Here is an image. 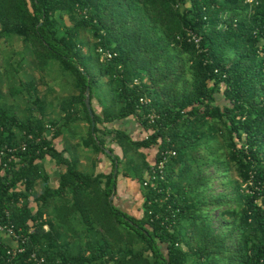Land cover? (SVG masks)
Segmentation results:
<instances>
[{"label":"trees","instance_id":"obj_1","mask_svg":"<svg viewBox=\"0 0 264 264\" xmlns=\"http://www.w3.org/2000/svg\"><path fill=\"white\" fill-rule=\"evenodd\" d=\"M14 36L36 70L57 62L77 92L60 102L63 122L0 106V149L17 148L0 159V214L26 239L13 258L15 241L0 239V264H39L32 252L42 264H264V0H0V40ZM102 79L106 104L103 113L92 105L93 127L86 89L92 103ZM79 110L89 122L82 144L95 155L88 171L55 145ZM129 116L143 139L99 126ZM152 148L153 162L142 151ZM168 149L166 179L145 186ZM101 154L108 172H96ZM46 159L60 170L54 187ZM121 168L140 183L141 216L115 203Z\"/></svg>","mask_w":264,"mask_h":264},{"label":"rangeland","instance_id":"obj_2","mask_svg":"<svg viewBox=\"0 0 264 264\" xmlns=\"http://www.w3.org/2000/svg\"><path fill=\"white\" fill-rule=\"evenodd\" d=\"M82 38L84 50L92 49L93 39L91 33L89 31L83 32ZM100 83L99 86L94 87L96 92L92 103L96 112L103 113L106 104L104 98L107 96L108 85L104 79ZM76 92L77 87L73 76L65 74L57 62H52L46 71L36 70L33 57L25 48L21 38L14 36L11 40H0V106L10 108L20 117H26L30 114L40 116L44 112L47 120L52 119V114V116L55 115L53 118L56 117L54 119H59L63 122L66 119H64V114L63 116L61 115L63 111L60 110V102L62 99L71 97ZM37 97L41 98L40 102L36 99ZM101 99H103V103H101ZM217 102L221 105L226 102L222 92L217 94ZM40 104L45 106L43 111L39 109ZM81 122H85L87 124L86 127L89 125L87 120ZM109 139L110 137L107 138V141ZM109 144L108 141L107 145ZM89 157L87 155L84 159L86 163H89ZM135 158L140 159L137 155ZM232 173L236 174L235 171ZM130 183V185L134 186V189H141L137 179L130 177ZM41 187L42 184H40L37 191L41 192ZM214 187H216V183H214ZM221 190L222 188H217V191ZM138 194L140 196V204L135 211L141 216L143 215V199L140 191ZM218 214L219 210L213 212L214 216Z\"/></svg>","mask_w":264,"mask_h":264},{"label":"crops","instance_id":"obj_3","mask_svg":"<svg viewBox=\"0 0 264 264\" xmlns=\"http://www.w3.org/2000/svg\"><path fill=\"white\" fill-rule=\"evenodd\" d=\"M63 114L65 119L66 114L62 112L61 115L63 116ZM53 116L51 114L52 118ZM81 121H86L83 118L82 111L79 112L77 119L69 122V125L65 129L64 133L61 134L55 141V145L60 150L68 149V152H66L65 155H69V150L72 153L73 152L77 153L81 162L82 169L88 171L92 168V162L95 158V155L90 149L85 148L82 144V138L86 136L88 133V126L86 127L87 124ZM100 127L101 128L108 127L111 129L114 128L122 129L127 131L134 139H139V140L144 138L143 136L146 135V132L143 130V127L140 125V123L137 121V119L134 116H129L128 118L125 119H117L111 123L106 122L104 124H101ZM111 146L114 148L115 154L119 155L122 158L123 157L122 148L116 143H111ZM142 151L145 153L148 152L149 153L148 159H150L151 162L154 161L155 153H156V150H154V148L149 150L144 149ZM87 155L90 156L89 163L88 162L86 163L84 160L87 157ZM100 157L102 159L97 164L96 172H108L109 170H111L112 165L110 159H108V157H104L103 154H101ZM43 165L45 172H47L50 175V179H49L50 185L53 187L56 186L58 184L60 170L55 166L53 159L44 160ZM130 184H131L130 178L124 176L122 171L121 174L118 176L117 194L115 195L114 200L115 203L122 209L133 212L140 204V196L138 193L139 191L141 193V189L138 188L134 189V186Z\"/></svg>","mask_w":264,"mask_h":264},{"label":"built area","instance_id":"obj_4","mask_svg":"<svg viewBox=\"0 0 264 264\" xmlns=\"http://www.w3.org/2000/svg\"><path fill=\"white\" fill-rule=\"evenodd\" d=\"M190 36V41H193L194 43H196L197 47L200 46V41H201V37L194 33L193 31H191L189 33ZM100 55H101V60L105 61V60H110L113 57V53L104 48V47H99L97 50ZM217 71V70H216ZM142 102H145L144 98H141ZM151 118V122L154 121L155 118V114H149L148 115ZM53 126L51 125H47V131L49 133L52 132L53 130ZM30 138H32V135L29 136ZM20 147L25 150L27 148V142H23ZM17 148L15 147H11L9 145H5L3 148L0 149V159H2L3 157L7 156L8 153H13L14 151H16ZM176 155V151L174 149H168L165 150L164 152H162V159L158 162L157 165H155L152 169V174L150 175L151 178H148L147 181H145L144 185L148 186L150 183V181L153 182V186L154 189H158L159 188V181H163L166 179V174H165V168H166V164L168 162V159L173 156ZM16 157L14 156H10L8 158V162H11L13 159H15ZM4 164V166H7V163ZM10 213L9 211H6V216H9ZM33 228L29 229V232H32ZM12 239L15 241L14 246L11 248H8V255L13 258L15 257L17 254L24 252V246L23 243H25L26 239H25V235L22 233V229L20 228L19 230L16 229L15 225L10 222V223H4L3 222V217L0 214V239ZM31 258L34 260H37L39 264H42L45 259L44 257H39L37 252H32L31 254Z\"/></svg>","mask_w":264,"mask_h":264},{"label":"water","instance_id":"obj_5","mask_svg":"<svg viewBox=\"0 0 264 264\" xmlns=\"http://www.w3.org/2000/svg\"><path fill=\"white\" fill-rule=\"evenodd\" d=\"M89 95H90V88L88 87L86 89V99H85V103L87 105V108L89 110L90 115L92 116V119H93V127H94V125H95V122H94V112H93L92 103H91V100L89 98Z\"/></svg>","mask_w":264,"mask_h":264}]
</instances>
